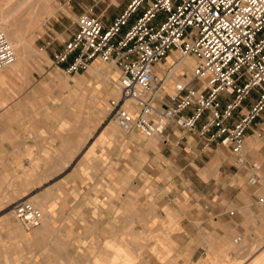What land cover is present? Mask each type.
<instances>
[{
	"label": "crops",
	"instance_id": "0c3cea01",
	"mask_svg": "<svg viewBox=\"0 0 264 264\" xmlns=\"http://www.w3.org/2000/svg\"><path fill=\"white\" fill-rule=\"evenodd\" d=\"M129 3L122 0L121 12ZM111 22L112 18L102 24L107 28ZM171 57L161 66L170 67ZM72 58L48 68L50 79L56 81L53 94L58 106L33 109L29 96L25 109L12 106L0 112V189H7L10 181V193L19 195L16 200H33L44 211L40 226L30 232L17 222L24 237L18 235L15 223L11 225L6 241L12 254L26 264H89L98 250L108 255L103 249L106 242L115 240L118 245L119 236L128 233L139 241L148 237L143 244L148 245L149 262L155 264L151 261L155 242L149 238L158 231L171 246L169 257L179 264L224 252L231 242L237 246L245 242L247 250L256 245V257L262 256L264 111L247 131L240 158L229 148L204 146L195 132L183 133L173 121L162 137L123 134L111 126L108 109H92L90 104H99L96 95L87 100L93 88H101L102 99H117L118 75L111 84L106 70L96 75L89 69L100 78L86 83L88 74L63 73ZM174 69V77L182 75V68ZM94 80L101 84L93 87ZM110 85L117 97L110 93ZM168 94L164 84V95ZM250 99L244 101L241 113ZM251 177L256 184L249 183ZM174 223L179 230L172 235L163 229ZM237 236L242 237L240 244L234 243ZM117 249L132 260L126 247ZM94 264L101 262L95 259Z\"/></svg>",
	"mask_w": 264,
	"mask_h": 264
},
{
	"label": "built area",
	"instance_id": "2783aa9c",
	"mask_svg": "<svg viewBox=\"0 0 264 264\" xmlns=\"http://www.w3.org/2000/svg\"><path fill=\"white\" fill-rule=\"evenodd\" d=\"M74 24L75 32L52 63L60 67L73 55L63 69L66 75L96 60L117 72L119 98L108 101V114L121 133L162 137L173 121L183 133L195 132L204 146L220 145L241 157L246 133L264 111V0H130L107 28L87 13ZM170 56L173 64L163 71L160 66ZM186 58L194 65L174 77L176 64ZM14 60V49L0 32V71ZM169 78L172 92L164 95ZM10 214L26 232L43 219L42 211L24 199ZM241 242L242 237L234 238Z\"/></svg>",
	"mask_w": 264,
	"mask_h": 264
},
{
	"label": "rangeland",
	"instance_id": "374dc122",
	"mask_svg": "<svg viewBox=\"0 0 264 264\" xmlns=\"http://www.w3.org/2000/svg\"><path fill=\"white\" fill-rule=\"evenodd\" d=\"M47 4L50 6L49 15L41 20L44 24L42 25L40 34L35 36L34 39L30 41L34 49L37 50L42 57L38 65L33 66L27 72H23L12 82L1 85L0 98H2L3 105L6 108L8 107L10 109L12 106H18L21 109H25L28 104L27 98L29 96L33 98L30 102V106H33V109H54L58 106L60 101L53 94V92L57 89L56 81L53 77L50 79L48 68L56 67L51 64L52 55L63 47L71 33L76 29L74 24L76 17L82 13H87L94 17L101 18L102 21H109L111 18L113 19L117 14H119L123 7L122 0H49ZM141 12L142 9L139 8L132 15L131 20L140 15ZM23 36L24 34L21 33L20 37L22 38ZM71 57H73V55ZM187 60L191 61L190 59ZM90 65L93 66L90 68L88 67L86 71H84V74L81 71L79 72V75L82 74V76L88 74V77H86V83H88L89 78H100L92 75L89 72V69H110L108 65L101 63L99 60H96ZM109 71L113 74V79L115 81V74H117V72H114V70ZM177 73L180 75L181 71H177ZM79 75H76V77H79ZM100 80L92 81L93 87L100 85L103 79L101 81ZM110 88L114 89L113 85H110ZM93 89L94 90L91 89L89 92L87 100L90 101L92 99L91 97L96 95L99 100V104H90L91 107H93L92 109L99 108L104 109L105 111L108 109L107 100L113 97L108 96L107 100L102 99L100 98V95H103L100 90L101 88ZM77 96L79 97L81 94H77ZM14 103L17 105H13ZM82 105V102L81 104L77 103L75 109H80L78 106ZM111 124L115 130H119L113 122ZM11 190L12 185L10 181L7 183V189L3 191L0 189V264H23L24 259L21 257H15L18 255L12 254L11 245L8 241H6L7 232L13 223H15L19 228L17 231L18 235L24 237L22 229L14 217L10 214L11 206L15 202L22 199L16 200L15 198L19 195L16 193H10ZM23 199L27 200L26 198ZM29 202L35 203L33 200H29ZM41 211L44 213L43 210ZM174 224L164 226L163 229H166L170 232V234H173L179 230V227ZM150 237L149 241L153 240L155 242V250L152 252L155 256L151 259V261H156L155 264H179L174 257H169L173 252L170 251L171 246L163 241L165 235L157 231L154 236L151 234ZM147 239L148 237H143L142 240L139 241L137 237L128 233H123L119 236V241L118 239L116 240L119 243L118 245L115 243V240L113 241L114 244H109L112 241H108L104 244L103 249L107 250V256L98 254L100 253L98 250L89 264H94L95 259H99L101 264H151L147 256L148 245L143 244L146 243L145 241H147ZM230 244V247L226 248L224 252H209L205 258L191 262L185 261L183 264H264V254L256 257L257 252H259L257 251L258 248L256 249L255 247L256 245H253L251 249L247 250L245 242L242 243L241 246L234 245L233 242ZM110 245H113V247ZM118 246H123L124 248L126 247L129 250L132 257L130 262L127 257L124 256L123 252L120 249H117ZM159 248L164 250V254H161ZM112 250H114L113 260L109 257ZM24 264H26V261Z\"/></svg>",
	"mask_w": 264,
	"mask_h": 264
},
{
	"label": "bare ground",
	"instance_id": "6f19581e",
	"mask_svg": "<svg viewBox=\"0 0 264 264\" xmlns=\"http://www.w3.org/2000/svg\"><path fill=\"white\" fill-rule=\"evenodd\" d=\"M47 2L49 0H0V32L5 34L15 53L14 62L0 71V87L12 82L20 74L39 64L42 56L34 49L30 41L40 34L44 24L41 20L49 15L50 6ZM21 33L24 34L22 38L20 37ZM168 59L167 64H169ZM187 59L189 58L181 60L175 67L183 68L186 70L185 72H189L194 61L190 59L191 62ZM167 64L160 66L163 71ZM90 71L96 75L101 73L100 69H90ZM105 73L109 82L113 84L114 77L111 71L108 70ZM109 74H112V77H109ZM171 83L170 78L165 82V89L170 93ZM110 93L116 95L117 92L111 89ZM126 105L129 109L132 108V102H128ZM0 107L5 109L2 98H0Z\"/></svg>",
	"mask_w": 264,
	"mask_h": 264
}]
</instances>
